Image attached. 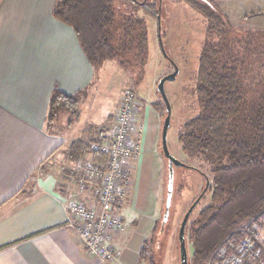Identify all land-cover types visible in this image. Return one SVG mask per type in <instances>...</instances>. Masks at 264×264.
Masks as SVG:
<instances>
[{
    "label": "crops",
    "instance_id": "crops-1",
    "mask_svg": "<svg viewBox=\"0 0 264 264\" xmlns=\"http://www.w3.org/2000/svg\"><path fill=\"white\" fill-rule=\"evenodd\" d=\"M56 1L0 0V264H102L67 227L69 200L94 203L91 192L78 190L70 166L69 173L55 166L74 139L66 129L46 131L54 88L74 94L94 79L75 31L53 16ZM161 118L152 105L140 115L142 152L131 163L126 230L114 241L111 264H148L142 251L162 211L167 167ZM260 242L264 248V224Z\"/></svg>",
    "mask_w": 264,
    "mask_h": 264
},
{
    "label": "trees",
    "instance_id": "trees-1",
    "mask_svg": "<svg viewBox=\"0 0 264 264\" xmlns=\"http://www.w3.org/2000/svg\"><path fill=\"white\" fill-rule=\"evenodd\" d=\"M116 1L57 0L53 10L56 20L75 31L95 79L108 61L132 72L146 66L148 27L139 13L158 18V7L145 0H120L127 9L122 11ZM185 2L203 16L207 28L191 90L199 110L179 128L177 142L188 161L200 163L212 178L207 191L210 204L193 217L197 206L190 215L184 240L192 249L186 250L188 264H207L225 239L243 238L242 225L264 213V31L237 29L212 0ZM91 86L74 94L54 88L46 117L49 134L63 130L60 121L65 112L69 127L80 119L79 96ZM152 106L166 118L163 98ZM88 144L73 142L68 157L88 156ZM161 154L165 158L162 148ZM101 159L96 155L95 161ZM156 230L157 224L153 233ZM150 242L142 258L160 264L148 248Z\"/></svg>",
    "mask_w": 264,
    "mask_h": 264
},
{
    "label": "rangeland",
    "instance_id": "rangeland-1",
    "mask_svg": "<svg viewBox=\"0 0 264 264\" xmlns=\"http://www.w3.org/2000/svg\"><path fill=\"white\" fill-rule=\"evenodd\" d=\"M145 2H154L158 7L156 8L158 18L147 13H139L148 27L149 45L146 66L142 70L136 68L135 72H132L115 61H108L111 64L103 67L97 79H93L91 88L79 96L80 119L69 127V114L67 112L62 114L60 124L61 127L65 124L62 128L66 129L63 133L74 141L67 144L63 152L66 156L59 157V164L55 166L61 169L66 168L65 172H70L79 158H69L68 147L80 140L89 143L100 129L110 127L121 102L120 99L129 89L135 90L138 96L136 106L138 140L141 134L140 115L143 114V108L162 98L158 91L160 81L177 69L176 79L165 83V92L172 108L171 124L167 134L168 147L171 154L178 160L201 168L203 172L191 169L187 165L174 167L175 181L170 217L163 227L168 185V162L166 161L167 167L163 169L162 211L157 222V230L148 248L160 264H181L179 241L181 223L191 205L203 193L206 179L210 182L212 178L210 171L202 167L200 163L188 161L181 150V145L177 142L179 128L199 110L198 102L193 101L191 90L196 81L198 57L206 40L207 22L185 0H145ZM212 2L237 29L243 32L251 29L264 31V0H212ZM116 4L122 11H127L120 0H117ZM164 118L162 116V122ZM139 145L141 153L142 144ZM161 148L160 144V150ZM69 166L71 169L68 168ZM205 194L193 217L210 204V195L207 192ZM257 224L261 233L264 213L258 218ZM186 250L189 253L192 250L188 241H186Z\"/></svg>",
    "mask_w": 264,
    "mask_h": 264
},
{
    "label": "built area",
    "instance_id": "built-area-1",
    "mask_svg": "<svg viewBox=\"0 0 264 264\" xmlns=\"http://www.w3.org/2000/svg\"><path fill=\"white\" fill-rule=\"evenodd\" d=\"M135 90H127L110 127L100 129L89 142L90 157L79 158L72 168L81 193L91 192V206L71 199L68 210L72 219L67 227L76 232L86 253L102 264L117 259L114 241L126 230L122 211L132 182L131 163L140 154L137 140ZM96 155L101 156L95 161ZM244 237L230 236L214 251L207 264H264L257 219L240 228Z\"/></svg>",
    "mask_w": 264,
    "mask_h": 264
},
{
    "label": "water",
    "instance_id": "water-1",
    "mask_svg": "<svg viewBox=\"0 0 264 264\" xmlns=\"http://www.w3.org/2000/svg\"><path fill=\"white\" fill-rule=\"evenodd\" d=\"M178 71L177 69L167 75L166 77H164L159 85H158V91L161 94L163 101L166 104V111H167V115L166 118L164 120V124H163V131H162V150L164 153L165 158L168 160V185H167V199H166V205H165V213L163 215V221H162V225L163 227L168 223L169 221V217H170V211H171V206H172V199H173V192H174V167L175 166H186L185 163H183L182 161L178 160L175 156H173L169 150L168 147V143H167V134H168V129L170 127L171 124V114H172V108L170 105V102L168 101L166 92H165V83L167 81H174L176 79V75H177ZM210 186V182L209 180L206 179V187L203 191V193L194 201V203L191 205V207L189 208L187 214L185 215L181 226H180V231H179V241H180V260H181V264H188V260H187V252H186V247H185V240H184V236H185V229L187 226V222L189 220L190 215L193 213V211L196 209V207L199 205L200 201L202 200L204 194L208 191Z\"/></svg>",
    "mask_w": 264,
    "mask_h": 264
}]
</instances>
